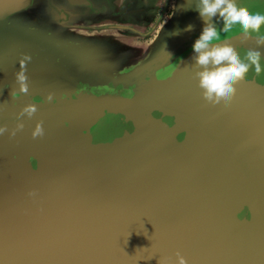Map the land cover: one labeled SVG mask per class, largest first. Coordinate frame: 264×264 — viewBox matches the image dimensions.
Listing matches in <instances>:
<instances>
[{"label": "water", "instance_id": "95a60500", "mask_svg": "<svg viewBox=\"0 0 264 264\" xmlns=\"http://www.w3.org/2000/svg\"><path fill=\"white\" fill-rule=\"evenodd\" d=\"M195 4L0 0V264H264V35L209 102Z\"/></svg>", "mask_w": 264, "mask_h": 264}, {"label": "clouds", "instance_id": "9594fccd", "mask_svg": "<svg viewBox=\"0 0 264 264\" xmlns=\"http://www.w3.org/2000/svg\"><path fill=\"white\" fill-rule=\"evenodd\" d=\"M191 10L201 21L200 30L190 45V61L198 66L195 73L198 86L207 101L226 105L235 95L236 84L244 79L249 69L259 74L262 67L259 51L249 50L246 59H242L231 45L224 42L222 34L242 31L245 35L249 32L264 35V14L240 7L236 0H196ZM217 17L222 20L219 27L215 22ZM193 28L192 23H187L183 31L191 32ZM174 35L180 36V30ZM179 264H186V261L180 258Z\"/></svg>", "mask_w": 264, "mask_h": 264}, {"label": "flooded vegetation", "instance_id": "af4514ba", "mask_svg": "<svg viewBox=\"0 0 264 264\" xmlns=\"http://www.w3.org/2000/svg\"><path fill=\"white\" fill-rule=\"evenodd\" d=\"M169 9L168 10H166V13H165V15L163 16V18L162 19H165L166 18V15L168 16V15H170L171 13H172V11H173V6H172V4H169ZM163 7L158 11V13H157V16H156V18H155V21H157L158 19H159V17L162 15V13H163ZM146 39H148V38H146Z\"/></svg>", "mask_w": 264, "mask_h": 264}]
</instances>
